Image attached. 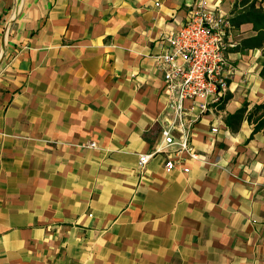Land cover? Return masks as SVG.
<instances>
[{"label":"crops","instance_id":"0c3cea01","mask_svg":"<svg viewBox=\"0 0 264 264\" xmlns=\"http://www.w3.org/2000/svg\"><path fill=\"white\" fill-rule=\"evenodd\" d=\"M200 1L0 0V264H264V130L229 125L264 104L250 24L223 101L184 102L198 159L161 135L157 57Z\"/></svg>","mask_w":264,"mask_h":264},{"label":"built area","instance_id":"2783aa9c","mask_svg":"<svg viewBox=\"0 0 264 264\" xmlns=\"http://www.w3.org/2000/svg\"><path fill=\"white\" fill-rule=\"evenodd\" d=\"M236 34L231 18L202 0L191 9L181 29L168 38L169 49L157 57L165 91L171 96L167 105L172 111L171 122L161 129L163 142L166 147L176 145L179 152H186L193 160L198 156L190 144V127L199 116L220 104L226 95V51L236 46ZM185 101L197 105V118L187 119ZM174 131L180 134L178 141L172 135ZM88 147L95 148L96 144ZM159 152L161 150L141 155L139 168L143 169ZM165 168L173 169L174 162L168 160ZM183 172L187 173L188 169Z\"/></svg>","mask_w":264,"mask_h":264},{"label":"trees","instance_id":"16d2710c","mask_svg":"<svg viewBox=\"0 0 264 264\" xmlns=\"http://www.w3.org/2000/svg\"><path fill=\"white\" fill-rule=\"evenodd\" d=\"M256 1L239 0L232 10L231 22L236 28L244 24H250L252 31L256 33L255 36L242 40L236 49H261L264 57V9L257 7ZM262 73H264V67ZM247 108L248 105L246 104L234 115H231L229 117V125L235 130L246 115L247 121H253L255 124L253 133L264 130V104L255 106L249 113Z\"/></svg>","mask_w":264,"mask_h":264},{"label":"rangeland","instance_id":"374dc122","mask_svg":"<svg viewBox=\"0 0 264 264\" xmlns=\"http://www.w3.org/2000/svg\"><path fill=\"white\" fill-rule=\"evenodd\" d=\"M256 6L257 7H261L264 9V0H257L256 1Z\"/></svg>","mask_w":264,"mask_h":264}]
</instances>
